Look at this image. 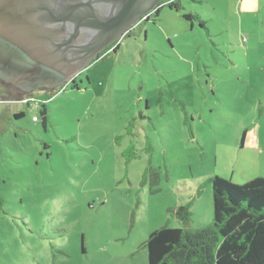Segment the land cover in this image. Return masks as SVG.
<instances>
[{
    "label": "rangeland",
    "instance_id": "rangeland-1",
    "mask_svg": "<svg viewBox=\"0 0 264 264\" xmlns=\"http://www.w3.org/2000/svg\"><path fill=\"white\" fill-rule=\"evenodd\" d=\"M178 1L77 88L0 91V264H148L185 198L206 227L209 178H264V1Z\"/></svg>",
    "mask_w": 264,
    "mask_h": 264
},
{
    "label": "water",
    "instance_id": "water-1",
    "mask_svg": "<svg viewBox=\"0 0 264 264\" xmlns=\"http://www.w3.org/2000/svg\"><path fill=\"white\" fill-rule=\"evenodd\" d=\"M166 1L0 0V79L60 87Z\"/></svg>",
    "mask_w": 264,
    "mask_h": 264
},
{
    "label": "trees",
    "instance_id": "trees-1",
    "mask_svg": "<svg viewBox=\"0 0 264 264\" xmlns=\"http://www.w3.org/2000/svg\"><path fill=\"white\" fill-rule=\"evenodd\" d=\"M169 8L180 10L177 4ZM47 99L41 104L43 123ZM22 116V112L15 115ZM207 182L212 190V223L191 227L193 199L171 209L179 227L163 226L149 234L144 244L148 264H264V178L235 184L214 176Z\"/></svg>",
    "mask_w": 264,
    "mask_h": 264
},
{
    "label": "flooded vegetation",
    "instance_id": "flooded-vegetation-1",
    "mask_svg": "<svg viewBox=\"0 0 264 264\" xmlns=\"http://www.w3.org/2000/svg\"><path fill=\"white\" fill-rule=\"evenodd\" d=\"M243 1V0H242ZM264 1V0H263ZM179 1L178 0H167L166 2H162V3H159L157 5V7L152 11V12H149L147 13L139 22H137L135 24L134 27H132L130 30H128L123 36H128L130 35L132 32H134L143 22H147L149 21L151 18L155 17L156 14L159 13V11L164 8V7H167L169 8L170 5H178L179 6ZM241 5L243 6V3H241ZM180 7V6H179ZM170 9V8H169ZM118 42L119 41H116L115 43H113L112 45L108 46L102 53L99 54L97 60L91 62V64L87 67L89 68L92 64H94L95 62L97 61H100V60H103L105 57H107L108 55H110L111 53H115V51L118 49ZM86 68V69H87ZM85 69V70H86ZM81 71L79 74H77L75 77H73L70 81L64 83L63 85H61L60 87L62 86H67V85H72L74 88H77L78 86V83H81L82 80L79 81V78L82 74H84V71ZM58 87L56 88H42V89H37V90H32V91H39V92H43L44 94H48V93H52L54 92L53 90L54 89H57ZM0 91L2 93H8L9 95H12V94H20V93H23L24 95L26 96H29L30 95V92L32 91H23L17 87H14L12 86L11 84L9 83H5L4 81H2L0 79Z\"/></svg>",
    "mask_w": 264,
    "mask_h": 264
},
{
    "label": "crops",
    "instance_id": "crops-1",
    "mask_svg": "<svg viewBox=\"0 0 264 264\" xmlns=\"http://www.w3.org/2000/svg\"><path fill=\"white\" fill-rule=\"evenodd\" d=\"M187 201H189L188 198H185V202H184V203H186ZM195 218H196V216L192 213V224H191V227H192L193 225H195V224H194V223L196 222V221H195ZM212 219H213V217H211V219H210V217H207V218H206V220H207V224H206V223H203L202 226H201V225H197L196 227H204V226H207V225H209V223L212 221ZM199 224H200V222H199ZM192 228H193V227H192Z\"/></svg>",
    "mask_w": 264,
    "mask_h": 264
}]
</instances>
